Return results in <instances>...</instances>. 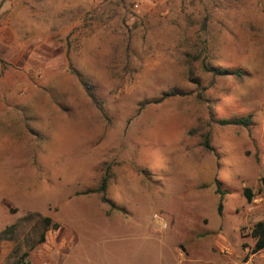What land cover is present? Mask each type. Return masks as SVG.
<instances>
[{
    "label": "rangeland",
    "instance_id": "1",
    "mask_svg": "<svg viewBox=\"0 0 264 264\" xmlns=\"http://www.w3.org/2000/svg\"><path fill=\"white\" fill-rule=\"evenodd\" d=\"M260 220L264 0H0V264H264Z\"/></svg>",
    "mask_w": 264,
    "mask_h": 264
},
{
    "label": "trees",
    "instance_id": "2",
    "mask_svg": "<svg viewBox=\"0 0 264 264\" xmlns=\"http://www.w3.org/2000/svg\"><path fill=\"white\" fill-rule=\"evenodd\" d=\"M203 67H204L205 71L212 73L213 75H218V76H224V75L241 76L244 74V71L241 69L216 67V66H213V65H210L207 63L203 64ZM179 94H183V92L180 90H176V89L171 91V92H165L156 101L159 102V101H162L163 99H165L167 97L176 96ZM252 122H253L252 114H249L246 117L223 118V119L218 120V123H220L221 125H235V126H244V127H249V125ZM201 144L207 151H211V152L215 151V147L211 144V137H210L209 133L204 134V138H203ZM109 181H110V177L108 175H104L101 178L100 184L97 188L87 190L86 192L94 191V192L100 193L101 199L103 202L107 203L111 207L116 208L117 206L114 203V201L107 196ZM216 185H217L216 192L221 197L217 210H218V213L220 215H222L223 205H224L223 199H224V196H225L227 191L222 189L221 183L219 182V180H216ZM245 196L249 202L252 201L253 194H252V190L250 188L245 189ZM46 221L49 224L52 222L51 218H49V217L46 218ZM53 226L57 228L59 226V224L53 223ZM251 234L255 238V244H254V247L252 249L253 252L256 253V252L263 250L264 249V220H260L254 224V226L252 227V230H251ZM41 239L42 240L45 239L44 234H42ZM15 264H22V263L16 262Z\"/></svg>",
    "mask_w": 264,
    "mask_h": 264
},
{
    "label": "crops",
    "instance_id": "3",
    "mask_svg": "<svg viewBox=\"0 0 264 264\" xmlns=\"http://www.w3.org/2000/svg\"><path fill=\"white\" fill-rule=\"evenodd\" d=\"M7 102V101H6ZM9 103V102H8ZM33 260L32 259H30V260H28L27 262H24V263H22V264H31V262H32ZM38 264V263H37ZM54 264V263H53Z\"/></svg>",
    "mask_w": 264,
    "mask_h": 264
},
{
    "label": "built area",
    "instance_id": "4",
    "mask_svg": "<svg viewBox=\"0 0 264 264\" xmlns=\"http://www.w3.org/2000/svg\"><path fill=\"white\" fill-rule=\"evenodd\" d=\"M157 218H159V219H160V217H159V216H157Z\"/></svg>",
    "mask_w": 264,
    "mask_h": 264
}]
</instances>
